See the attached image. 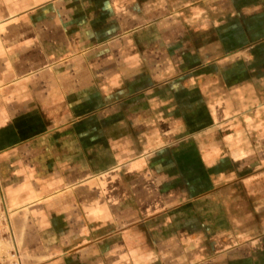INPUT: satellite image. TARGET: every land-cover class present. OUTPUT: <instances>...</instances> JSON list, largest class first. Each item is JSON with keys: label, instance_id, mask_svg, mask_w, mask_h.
Segmentation results:
<instances>
[{"label": "crops", "instance_id": "1", "mask_svg": "<svg viewBox=\"0 0 264 264\" xmlns=\"http://www.w3.org/2000/svg\"><path fill=\"white\" fill-rule=\"evenodd\" d=\"M0 200L13 264H264V0H0Z\"/></svg>", "mask_w": 264, "mask_h": 264}, {"label": "rangeland", "instance_id": "2", "mask_svg": "<svg viewBox=\"0 0 264 264\" xmlns=\"http://www.w3.org/2000/svg\"><path fill=\"white\" fill-rule=\"evenodd\" d=\"M4 214V206L0 200V264H13L17 259V255H15L12 236L9 234Z\"/></svg>", "mask_w": 264, "mask_h": 264}]
</instances>
